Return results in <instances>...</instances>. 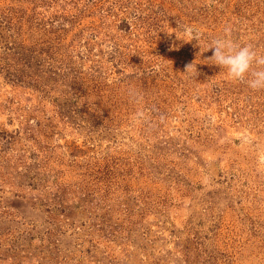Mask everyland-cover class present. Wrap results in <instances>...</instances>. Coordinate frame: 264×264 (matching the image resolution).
I'll return each instance as SVG.
<instances>
[{
    "label": "rangeland",
    "instance_id": "1",
    "mask_svg": "<svg viewBox=\"0 0 264 264\" xmlns=\"http://www.w3.org/2000/svg\"><path fill=\"white\" fill-rule=\"evenodd\" d=\"M226 27L264 55V0H0V264H264V90L211 64Z\"/></svg>",
    "mask_w": 264,
    "mask_h": 264
},
{
    "label": "clouds",
    "instance_id": "2",
    "mask_svg": "<svg viewBox=\"0 0 264 264\" xmlns=\"http://www.w3.org/2000/svg\"><path fill=\"white\" fill-rule=\"evenodd\" d=\"M189 33L194 30L186 29ZM201 48L200 34L193 35ZM191 39V40H192ZM190 40V41H191ZM213 50L209 58L212 63L226 70L227 76L236 82L245 83L254 91L264 90V55H259L251 44L240 45L230 39V29H224V35L211 41L206 50ZM193 64L187 66L188 71Z\"/></svg>",
    "mask_w": 264,
    "mask_h": 264
}]
</instances>
